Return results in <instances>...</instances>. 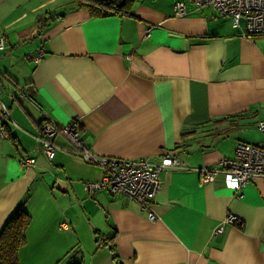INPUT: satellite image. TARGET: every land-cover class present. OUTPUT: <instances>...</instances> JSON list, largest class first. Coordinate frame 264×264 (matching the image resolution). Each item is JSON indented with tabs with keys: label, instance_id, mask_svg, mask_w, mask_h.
Returning a JSON list of instances; mask_svg holds the SVG:
<instances>
[{
	"label": "crops",
	"instance_id": "0c3cea01",
	"mask_svg": "<svg viewBox=\"0 0 264 264\" xmlns=\"http://www.w3.org/2000/svg\"><path fill=\"white\" fill-rule=\"evenodd\" d=\"M176 1L91 16L75 0H0V99L11 116L0 136V229L17 208L30 215L19 264H117L110 243L119 264H264V182L235 190L199 172L238 141L264 143V34L243 36L244 20L234 27L210 6L188 2L176 15ZM72 119L98 156L174 153L181 165L160 172L149 208L106 189L90 195L83 182L99 180L100 166L35 149L45 121Z\"/></svg>",
	"mask_w": 264,
	"mask_h": 264
},
{
	"label": "built area",
	"instance_id": "2783aa9c",
	"mask_svg": "<svg viewBox=\"0 0 264 264\" xmlns=\"http://www.w3.org/2000/svg\"><path fill=\"white\" fill-rule=\"evenodd\" d=\"M188 2L195 8L210 6L216 14L230 17L234 27H239V21L244 20L241 31L243 36L264 34V0H179L174 4L175 14H185ZM152 27L153 25L146 26L145 38L149 37ZM4 46L5 36L0 32V50ZM43 55L44 49L41 46L32 58L38 62ZM10 121L9 107L0 99V136L8 135ZM257 128L264 131V121L258 122ZM57 137L66 145L57 144L54 141ZM35 149L41 150L49 159L53 157L56 149H62L79 156L86 163L97 164L102 168L103 174L99 180L83 182V188L88 194L106 189L111 194L120 193L137 200L143 208H149L151 199L161 187L160 172L164 168L181 165L180 158L174 153L137 159L98 156L81 139V126L76 119L65 124L45 121L35 136ZM31 161L27 159L26 163ZM199 172L202 182H211L221 173L224 184L235 190L248 182H264V143L238 141L232 157L221 158L217 167L203 166L199 168ZM148 215L151 219L154 216L152 211ZM224 221L232 224L236 222L230 214ZM213 232H223V225L217 226Z\"/></svg>",
	"mask_w": 264,
	"mask_h": 264
},
{
	"label": "trees",
	"instance_id": "16d2710c",
	"mask_svg": "<svg viewBox=\"0 0 264 264\" xmlns=\"http://www.w3.org/2000/svg\"><path fill=\"white\" fill-rule=\"evenodd\" d=\"M135 0H75L77 7H86L91 16L113 14L130 15ZM227 119V118H222ZM30 222V215L22 208L15 209L5 220L0 229V264H19L18 251L25 244V230ZM238 226L240 223L235 222ZM100 237L97 238V241ZM113 237L106 238L107 241ZM109 250L113 260L119 264L115 243H110ZM79 264V263H75Z\"/></svg>",
	"mask_w": 264,
	"mask_h": 264
}]
</instances>
